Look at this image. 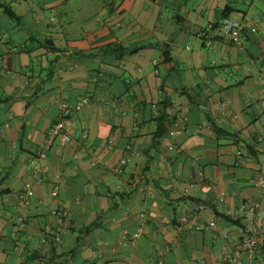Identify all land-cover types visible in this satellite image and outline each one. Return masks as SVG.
I'll list each match as a JSON object with an SVG mask.
<instances>
[{
    "label": "crops",
    "instance_id": "1",
    "mask_svg": "<svg viewBox=\"0 0 264 264\" xmlns=\"http://www.w3.org/2000/svg\"><path fill=\"white\" fill-rule=\"evenodd\" d=\"M0 264H264V0H0Z\"/></svg>",
    "mask_w": 264,
    "mask_h": 264
},
{
    "label": "built area",
    "instance_id": "2",
    "mask_svg": "<svg viewBox=\"0 0 264 264\" xmlns=\"http://www.w3.org/2000/svg\"><path fill=\"white\" fill-rule=\"evenodd\" d=\"M212 29L211 26H209L207 29L200 30L199 37L202 38L203 43L205 46H209L212 42L210 38L209 31ZM217 29H219L223 34L228 36V38L231 40V42L235 45H241L242 39L244 38V24L240 21L231 19L227 16H224L220 19ZM86 99L83 100L85 102ZM69 109L66 108V112H68ZM54 137H58L60 139V142L62 144H65L69 141L70 136L69 134L64 130V125L62 121L57 122L49 129V139L51 140ZM29 194L31 192H28ZM57 193V188L54 187L52 194L55 196ZM200 208V206H198ZM53 213L61 220L64 216V213L61 210H53ZM248 213L250 216L255 215L256 210L254 207H249ZM19 225L23 226V221L21 219L18 220ZM255 241L252 240L250 242V245H254Z\"/></svg>",
    "mask_w": 264,
    "mask_h": 264
},
{
    "label": "trees",
    "instance_id": "3",
    "mask_svg": "<svg viewBox=\"0 0 264 264\" xmlns=\"http://www.w3.org/2000/svg\"><path fill=\"white\" fill-rule=\"evenodd\" d=\"M225 9H228V6L225 8ZM7 14L10 16V17H12V18H14V19H17L18 18V16L11 10V9H7ZM198 34H199V32H198ZM51 45V44H50ZM203 45H204V43H203ZM137 48H139V46H136V47H134V48H132V49H124V50H122V53H124V52H128V51H135ZM121 49H123V48H121ZM166 59H168V57H165V60ZM164 116H165V113L163 112V113H161L157 118H164ZM216 132L217 133H220V132H222V130H220V128H216ZM224 134L223 135H225V133L226 132H223ZM227 135H229V134H227ZM228 221H232L233 223H236V222H238V219H236V221H234V220H232V218H229V217H227V216H224Z\"/></svg>",
    "mask_w": 264,
    "mask_h": 264
},
{
    "label": "rangeland",
    "instance_id": "4",
    "mask_svg": "<svg viewBox=\"0 0 264 264\" xmlns=\"http://www.w3.org/2000/svg\"><path fill=\"white\" fill-rule=\"evenodd\" d=\"M238 6H239V7H240V6L242 7V4L240 3V4H238ZM235 16H236V15L233 13V14H232V17H235Z\"/></svg>",
    "mask_w": 264,
    "mask_h": 264
}]
</instances>
